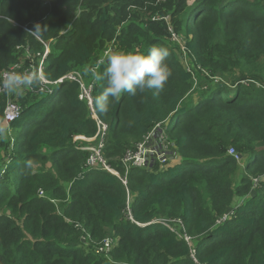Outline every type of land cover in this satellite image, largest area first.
Masks as SVG:
<instances>
[{"label": "trees", "instance_id": "obj_1", "mask_svg": "<svg viewBox=\"0 0 264 264\" xmlns=\"http://www.w3.org/2000/svg\"><path fill=\"white\" fill-rule=\"evenodd\" d=\"M43 1L0 0V77L29 69L27 55L36 68L41 41L50 43V81L102 71L98 59L109 48L147 55L166 47L163 91L124 93L95 113L108 124L102 156L119 173L124 152L158 123L179 163L134 167L124 185L99 163L89 167L85 141H73L96 132L78 80L58 82L48 95L0 93V123L8 98L22 109L0 125L17 133L13 141L0 135V264H264V179L253 182L264 176V4L257 11L253 0ZM172 32L183 35L195 68L237 83L200 81L186 101L193 81L168 42ZM101 88L94 81L93 100ZM163 218L182 221L193 249L165 225L147 224ZM106 239L109 250L100 252Z\"/></svg>", "mask_w": 264, "mask_h": 264}, {"label": "built area", "instance_id": "obj_2", "mask_svg": "<svg viewBox=\"0 0 264 264\" xmlns=\"http://www.w3.org/2000/svg\"><path fill=\"white\" fill-rule=\"evenodd\" d=\"M49 0H44L43 3H47ZM62 33V32H61ZM38 38V37H37ZM39 39V38H38ZM40 40V39H39ZM41 41V40H40ZM43 44V52L37 53L36 56H39V62L38 65L35 68L34 63H30V59L27 55V58L29 59V69L27 70H35L36 71H42L44 67V61L46 56L49 54V43L45 41H41ZM18 49V48H17ZM100 60L98 61V63ZM31 66L34 67V69H31ZM19 69V66L16 67V70ZM96 69V66L92 68V71ZM6 74V73H4ZM3 74V75H4ZM67 80H78L80 83V93H79V99L82 101H85L88 107V110L90 112L91 118L96 123V132L94 136L92 137H83V136H76L74 137L73 141L77 142L79 140H83L85 142H88L87 146L79 147L82 150H86L89 152V156L86 160V164L89 167H93L94 164L97 162L99 163V167L102 169L107 170L109 173L117 176L122 184L126 185L127 182V174L129 171L134 167L139 168H152L153 166H159L160 168H163L170 164V161L173 157L174 150H175V144L167 138L165 133V127H163V130L159 129V125L162 123L156 124L143 138V140L137 144L134 145V147L127 149L124 152V155L120 158V163L123 167V173H119L114 167H111L106 160L102 156V148L104 147V141L106 136V131L108 128V124L98 119L94 107H93V99H92V91L94 88V81H92L89 84H86L83 79L82 75L80 73V70L71 71L65 75H63L60 79H57L55 81H50L48 79H45L40 86L35 87L34 89H31L32 92H41L43 94H52L53 93V87L58 82H63ZM45 86V89H44ZM2 93V92H0ZM22 109L20 105L12 98H8L6 101L4 110H3V122L6 126H9L10 123L17 120L21 115ZM166 124V123H165ZM155 134H153V132ZM96 141L94 145H89V143ZM229 153H233V149H229ZM127 212L130 213L129 206H127ZM226 219V216L220 218L218 220V223L223 222ZM180 225L174 224V220H167V219H154L151 222H148L147 224L151 223H161L168 227L172 232L178 234V228L181 229L182 227V221L177 220ZM175 226L176 229H175ZM180 236H183V238L188 239L186 234H178ZM188 241V240H187ZM110 241L106 239L104 241V245L100 247V252H107L109 250Z\"/></svg>", "mask_w": 264, "mask_h": 264}, {"label": "clouds", "instance_id": "obj_3", "mask_svg": "<svg viewBox=\"0 0 264 264\" xmlns=\"http://www.w3.org/2000/svg\"><path fill=\"white\" fill-rule=\"evenodd\" d=\"M169 55V50L163 46L149 49L147 55L122 51L106 53L104 59H98V61L100 60L99 63L104 66L102 71L93 73L94 79L101 81L102 84L100 94L93 100L94 110L98 114L107 113L110 104L118 102L124 93L135 96L137 92L163 91L171 75L170 68L166 63ZM45 79L46 77L42 71H9L0 77V92L22 94L25 90H31L41 85ZM6 131V129L0 128V135L6 134ZM229 149V155H234L238 160L242 159L240 153L238 154L241 155V158H238L235 150H233V153H229ZM173 160H177L176 154H173L170 163ZM225 216L228 219L227 215ZM178 231L180 234L183 233L180 228H178Z\"/></svg>", "mask_w": 264, "mask_h": 264}, {"label": "rangeland", "instance_id": "obj_4", "mask_svg": "<svg viewBox=\"0 0 264 264\" xmlns=\"http://www.w3.org/2000/svg\"><path fill=\"white\" fill-rule=\"evenodd\" d=\"M190 1H192V0H190ZM253 1H255V2H257V3H261V5L258 7L257 11H262V10L260 9V7L264 4V0H253ZM155 17H156V16H155ZM183 40H184V37H183L182 34H178V33L175 34V33L172 32L171 37L168 39V42H169L170 45H177V46H178L179 49H176V51H175V53H176V57H177V59L180 61V63H181L186 69H188V71H189L190 74H191V80L193 81V87H192L191 91L188 93L187 98H186V101H189V100L195 99V98L198 96V83H199L200 81H208V82L211 83V84H216V83H219V81H221L222 83L227 84V85L237 83V82H235L234 79L231 78V77H227V76H219V77L214 76V77H213V76H209L205 71L200 70L199 68H198V69L195 68L193 62H192L191 60H189V58L187 57L186 52H184V51L182 50V48L184 49ZM114 52H117V51H116V50L114 49V47H113V48H109V49H107V50L105 51V54H106V53H114ZM35 61H36L35 59H34L33 61L30 60V63L33 64V62H35ZM263 61H264V57H262L261 60H259L258 63L262 65ZM31 69H34V67L31 66ZM79 70H80V73H81V75H82V79H83V81H84L86 84H89V82H90V80H91L92 77H91L90 79H88L87 76H93V74L91 75L90 71L87 70V69H85V68H83V69H79ZM207 75H208V77H210V79L207 77ZM92 79H94V76H93ZM94 81H96V80H94ZM39 86H40V85H39ZM257 87H258V84H257ZM44 89H45V86H44ZM9 97H10V95H9ZM10 98H11V97H10ZM12 100H14V99L12 98ZM0 125H1L2 127H6V125H5V123L3 122V120H2V122L0 123ZM163 127H164V124H160V125H159V129H160V130H163ZM155 132H156V131H154L153 134H155ZM6 134H7V137L10 139V141H11V140L13 141V139L16 138V134H17V133H16L14 130H12V129H7ZM82 142H83V141H82ZM83 143H84V142H83ZM85 143H86V144H80V147H84V146H87V145H88V142H85ZM261 178L264 179V176H263V177H262V176H259L258 178L253 179V182H257V181H259ZM59 210L61 211V207H59ZM174 222H175L174 224H176V225H180V224L178 223L177 220H174ZM174 227H175V229H176L177 226L174 225ZM176 231H177V229H176ZM178 234H179V231H178ZM182 237H183V236H182ZM187 240H188V244H189L190 248L193 249V247H194V243H193V241H192L191 239H186V241H187Z\"/></svg>", "mask_w": 264, "mask_h": 264}, {"label": "crops", "instance_id": "obj_5", "mask_svg": "<svg viewBox=\"0 0 264 264\" xmlns=\"http://www.w3.org/2000/svg\"><path fill=\"white\" fill-rule=\"evenodd\" d=\"M177 163H179V160H173V161L170 163V165H175V164H177Z\"/></svg>", "mask_w": 264, "mask_h": 264}, {"label": "water", "instance_id": "obj_6", "mask_svg": "<svg viewBox=\"0 0 264 264\" xmlns=\"http://www.w3.org/2000/svg\"><path fill=\"white\" fill-rule=\"evenodd\" d=\"M238 158H241V155L240 154H238Z\"/></svg>", "mask_w": 264, "mask_h": 264}]
</instances>
